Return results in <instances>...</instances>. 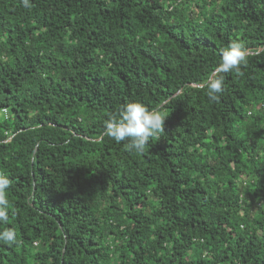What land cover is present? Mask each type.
<instances>
[{
	"label": "trees",
	"instance_id": "16d2710c",
	"mask_svg": "<svg viewBox=\"0 0 264 264\" xmlns=\"http://www.w3.org/2000/svg\"><path fill=\"white\" fill-rule=\"evenodd\" d=\"M29 3L0 0V264H264V0ZM129 101L167 115L143 153L103 135Z\"/></svg>",
	"mask_w": 264,
	"mask_h": 264
},
{
	"label": "clouds",
	"instance_id": "9594fccd",
	"mask_svg": "<svg viewBox=\"0 0 264 264\" xmlns=\"http://www.w3.org/2000/svg\"><path fill=\"white\" fill-rule=\"evenodd\" d=\"M26 7H31L29 0H24ZM264 46L258 47L255 52L261 54ZM253 51L239 38L231 40L228 46L221 51V62L204 81L207 96L211 102H219L220 94L224 92L225 75L235 70L242 74L241 67L247 66L248 58ZM167 115L161 106L149 109L140 101H129L122 105L116 114H109L105 121L104 136L116 142L128 141L125 150L128 152L143 153L150 139L159 140L165 131ZM10 178L0 172V222L7 223L9 219L10 203L6 190L11 185ZM0 240L6 244L17 243V234L13 228L0 231Z\"/></svg>",
	"mask_w": 264,
	"mask_h": 264
},
{
	"label": "rangeland",
	"instance_id": "374dc122",
	"mask_svg": "<svg viewBox=\"0 0 264 264\" xmlns=\"http://www.w3.org/2000/svg\"><path fill=\"white\" fill-rule=\"evenodd\" d=\"M3 113H5V112L3 111ZM0 114H1V112H0Z\"/></svg>",
	"mask_w": 264,
	"mask_h": 264
}]
</instances>
